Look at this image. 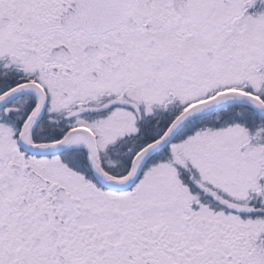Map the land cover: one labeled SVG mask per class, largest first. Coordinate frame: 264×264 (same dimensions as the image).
I'll list each match as a JSON object with an SVG mask.
<instances>
[{
    "label": "snow or ice",
    "instance_id": "snow-or-ice-1",
    "mask_svg": "<svg viewBox=\"0 0 264 264\" xmlns=\"http://www.w3.org/2000/svg\"><path fill=\"white\" fill-rule=\"evenodd\" d=\"M0 264H264V0H0Z\"/></svg>",
    "mask_w": 264,
    "mask_h": 264
}]
</instances>
